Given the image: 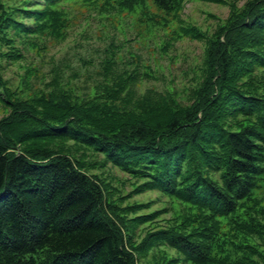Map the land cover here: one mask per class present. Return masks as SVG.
Returning <instances> with one entry per match:
<instances>
[{
  "label": "trees",
  "instance_id": "trees-1",
  "mask_svg": "<svg viewBox=\"0 0 264 264\" xmlns=\"http://www.w3.org/2000/svg\"><path fill=\"white\" fill-rule=\"evenodd\" d=\"M35 1L0 3V41L11 45L0 57H22L11 31L64 28L53 8L64 0L27 6ZM188 1L116 0L149 28L177 21L172 40L205 43L190 105L169 91L139 95L136 83L154 72L111 76V60L84 93L56 74L25 100L13 99L0 70L10 109L0 120V264H264V0L230 4L211 35L182 20ZM85 151L104 157L99 169L141 181L127 197L156 191L178 214L162 226L166 209L122 206Z\"/></svg>",
  "mask_w": 264,
  "mask_h": 264
},
{
  "label": "rangeland",
  "instance_id": "rangeland-1",
  "mask_svg": "<svg viewBox=\"0 0 264 264\" xmlns=\"http://www.w3.org/2000/svg\"><path fill=\"white\" fill-rule=\"evenodd\" d=\"M247 1L213 3L191 0L185 4L181 18L186 24L211 35L217 25L228 18L230 4L235 3L241 8ZM1 2L14 7L22 0ZM43 2L37 0L27 6ZM35 7L39 8L37 5ZM53 8L64 13L65 26L58 33L48 30L16 35L14 31L10 32L9 37L15 39L14 47L22 57H0V70L13 99H30L45 91L56 74L62 75L64 80L74 84L77 91L84 93L102 80V75L106 74L104 70L107 71L104 64L111 60L114 62L111 76L117 71L138 72L140 75L141 71L148 69L154 72V79L140 78L136 83L135 91L139 95L169 91L182 105L192 103V92L203 65L205 43L188 37L172 40L174 33L176 35L174 29L179 26L177 21H172L170 27L156 25L149 28L141 22V19L146 20L141 11L137 14L121 12L116 0H112V3L106 0H64ZM21 20L30 27L36 26L30 19ZM10 48L11 45L0 41V56L9 52ZM9 114L10 109L0 100V120ZM85 152L90 163H97L92 173L101 175L111 184L116 198L124 197L121 201L118 199L122 206L151 202V208L143 213L166 209L167 212L159 219L162 226L178 214L179 203L159 192L150 191L127 197L141 181L111 164L99 169L98 164L104 157L92 151ZM141 228L138 229L140 238ZM168 251L178 257L176 251Z\"/></svg>",
  "mask_w": 264,
  "mask_h": 264
}]
</instances>
